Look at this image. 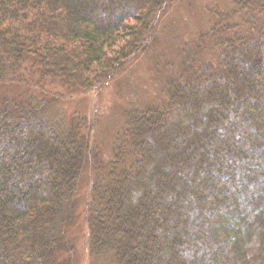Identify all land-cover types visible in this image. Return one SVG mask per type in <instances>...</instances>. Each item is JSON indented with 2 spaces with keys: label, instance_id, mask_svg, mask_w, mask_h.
<instances>
[{
  "label": "trees",
  "instance_id": "1",
  "mask_svg": "<svg viewBox=\"0 0 264 264\" xmlns=\"http://www.w3.org/2000/svg\"><path fill=\"white\" fill-rule=\"evenodd\" d=\"M203 1L181 37L193 0H0V264H76L85 200L108 264H264V0ZM165 37L155 96L108 138L59 105L136 82Z\"/></svg>",
  "mask_w": 264,
  "mask_h": 264
},
{
  "label": "rangeland",
  "instance_id": "2",
  "mask_svg": "<svg viewBox=\"0 0 264 264\" xmlns=\"http://www.w3.org/2000/svg\"><path fill=\"white\" fill-rule=\"evenodd\" d=\"M186 2H184L185 4ZM193 3L195 4V7L189 4L187 7H182L178 11V15H185L186 18L182 21H177V17H173L171 20L170 24H168V27H164L163 32L168 29L169 30H175L178 29L180 31L178 36L181 37H186L185 35L189 34L190 36H193L192 33H198V31L202 28V24H205V17L204 13H206L204 10H202V5L204 4L203 0H193ZM177 14V12H176ZM190 15V16H188ZM172 18V15L169 16L168 20ZM186 33V34H185ZM169 38H160L158 40L157 48L153 50L151 54H149L143 61H140L137 65L136 68L138 71H140V74L136 78V82H131L129 80V77H124V74L119 76L120 78L116 79L115 82H113L110 86L104 89H97L94 92L90 91H78L80 97H78V94H73L68 92L67 89L65 88H60L57 86L56 91L64 93L67 95V99H64V101H61L59 105L62 106V108L65 111L68 110V114L73 115L78 109H85V115L89 117V121H91V118L96 122V127H94V134H98V137L101 135H104L105 137L108 138L109 135L113 134L115 132L113 128L115 126L120 127L119 124H116L114 127H109V123H115L116 120L120 121L121 126L123 125L124 119L126 118V115L128 111L136 107L142 99H147L148 97L155 96L154 91L149 92V88H152L153 80L156 78L157 81L162 80L161 73L163 70L162 66H159L157 64H161L162 62V57L160 54V51L162 52L163 49H166L165 47L170 43ZM173 40V38H172ZM179 41L178 39H176ZM181 41V40H180ZM180 43V42H179ZM181 44V43H180ZM172 50L171 52H175L174 45L172 44ZM170 52V51H167ZM168 54V53H167ZM170 54V53H169ZM177 65V64H176ZM162 70V71H161ZM161 76V77H160ZM149 78L146 80V78ZM160 78V79H159ZM152 81V82H151ZM156 81V80H155ZM127 83L129 87L125 84ZM136 83V87L134 86ZM151 86L149 87L148 84ZM158 83V82H157ZM146 91V92H145ZM72 95V96H71ZM84 98V99H80ZM84 100V102H83ZM148 103V102H147ZM65 106V108H64ZM76 114V113H75ZM112 114V115H111ZM79 115V112L77 113ZM109 128V129H108ZM116 129V128H115ZM239 136L242 135L240 131H237ZM193 135V132H192ZM241 139L244 140H249L252 139L251 136H247L246 134L241 136ZM105 140V139H104ZM190 140V137H187V141ZM254 140V139H252ZM255 144H258V141H255ZM264 146V145H263ZM104 154H107V150L105 151ZM173 166L171 164L165 165V168L167 170H170ZM92 170L88 171L85 177V181L82 179V185L85 187L83 190V194L90 192V182H91V176ZM264 185V179L262 181H258L255 186H249L251 190H253L256 186L261 187ZM243 184L239 185V188L245 192L247 187ZM179 189H177L178 192ZM90 198V196L88 195ZM253 197V196H251ZM207 199L209 198V195H207ZM86 200L83 201V203L78 206V211L77 214L81 215L80 218V228H75V229H66L67 236L68 238L74 240L75 238H78L80 240V243L76 245V252L78 253L76 255L77 261L75 262L76 264H108L107 261L104 259H100L98 256H94L90 253V250L88 249V241H89V235H88V226H87V221H86ZM192 205L198 204L197 201L195 203H191ZM264 204V200L262 202ZM192 206L193 209L197 208V206ZM193 209H189L188 213H192ZM198 209V208H197ZM212 213V212H211ZM210 213V215H211ZM194 216L198 214V210H194L193 212ZM208 217H210L208 215ZM213 217L211 218V220ZM207 248V247H206ZM205 248V250H206ZM209 249V248H207ZM189 255V254H187ZM190 256V255H189ZM185 261L188 262V259L185 256ZM212 261V260H211Z\"/></svg>",
  "mask_w": 264,
  "mask_h": 264
}]
</instances>
